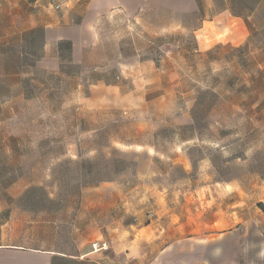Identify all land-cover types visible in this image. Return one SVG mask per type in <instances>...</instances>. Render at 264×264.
Listing matches in <instances>:
<instances>
[{"label":"rangeland","instance_id":"obj_1","mask_svg":"<svg viewBox=\"0 0 264 264\" xmlns=\"http://www.w3.org/2000/svg\"><path fill=\"white\" fill-rule=\"evenodd\" d=\"M61 1L0 0V222L73 250L145 208L150 220L171 206L201 227L207 215L234 224L264 212V0H197L185 28L167 31L173 13L151 5L144 29L124 16L109 22L83 67L64 47L56 74L37 68L42 35L24 29L30 13ZM135 56L162 73L138 96L143 110L89 104L94 69L109 60V74H122L130 68L118 61ZM256 250L249 240L247 253L227 257L264 264Z\"/></svg>","mask_w":264,"mask_h":264},{"label":"crops","instance_id":"obj_2","mask_svg":"<svg viewBox=\"0 0 264 264\" xmlns=\"http://www.w3.org/2000/svg\"><path fill=\"white\" fill-rule=\"evenodd\" d=\"M63 1L61 10L30 13L24 29H43L44 55L37 62V68L56 74L63 65L64 47L69 48L72 64L85 66L89 51L98 48L100 42H107L105 37L110 30L109 22L121 16L128 19V29L133 30L140 24L144 29L143 16L149 7L155 5L165 8L175 18L173 24L159 28L167 31L183 30V15L200 12L196 0H191L187 10L183 3L178 6L177 0H172L175 5L167 4L164 0ZM201 31L202 29H198L194 32L197 39ZM110 63L109 60H104L99 68L94 69L101 74L90 84L89 104L100 108L116 107L129 112H141L143 108L135 109L136 104L143 101L138 96L147 95L151 88L157 86L161 82L162 73L156 69L154 61L135 56L118 61L120 69L130 68L128 72L112 76L109 74ZM135 63H140L139 70H134ZM126 202L127 206L131 205V200ZM166 203L169 208V202ZM126 211L132 213L128 207ZM146 213L148 211L145 208L134 213L132 221L119 220L108 233L104 229L99 231L93 242L107 241L110 248L98 252L92 250L90 243L73 250L52 245L40 246L34 235L28 238L17 226L9 229L8 224L0 222V264H239V257L233 261L234 258L227 256L247 253L249 240H254L256 253L259 252L258 249L264 248V212L233 216L238 218L234 224L229 221L232 216L207 215L202 223L203 227L191 215H175V209L171 206L170 209L165 208L163 214L158 212L159 216L150 220ZM103 214L102 210L99 214L101 219ZM230 232L236 238L233 247Z\"/></svg>","mask_w":264,"mask_h":264},{"label":"built area","instance_id":"obj_3","mask_svg":"<svg viewBox=\"0 0 264 264\" xmlns=\"http://www.w3.org/2000/svg\"><path fill=\"white\" fill-rule=\"evenodd\" d=\"M64 1H61L60 3L55 4V8L57 10H60L63 7ZM110 245L107 241H96L92 244V250L94 252L98 251H107L109 250Z\"/></svg>","mask_w":264,"mask_h":264},{"label":"trees","instance_id":"obj_4","mask_svg":"<svg viewBox=\"0 0 264 264\" xmlns=\"http://www.w3.org/2000/svg\"><path fill=\"white\" fill-rule=\"evenodd\" d=\"M196 1H197V0H196ZM197 3H198V5H199V2H198V1H197ZM199 9H200V5H199ZM200 11H201V10H200ZM232 14L235 15V16H238V15H236V14H234V13H232ZM31 33H32V34H35V35H37V34H41V35H42V42L44 41V31H43V29L38 28V29L32 30ZM43 44H44V42H43ZM261 207H263V209H264V205H261Z\"/></svg>","mask_w":264,"mask_h":264}]
</instances>
